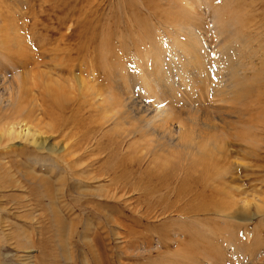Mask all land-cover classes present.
Returning a JSON list of instances; mask_svg holds the SVG:
<instances>
[{"label":"rangeland","instance_id":"obj_1","mask_svg":"<svg viewBox=\"0 0 264 264\" xmlns=\"http://www.w3.org/2000/svg\"><path fill=\"white\" fill-rule=\"evenodd\" d=\"M201 47L230 57L244 101L177 71ZM7 49L41 62L71 122L48 140L59 153L27 136L0 158L37 176L0 189V264H264V0H0ZM171 100L182 117L151 122ZM179 123L205 130L187 143Z\"/></svg>","mask_w":264,"mask_h":264},{"label":"bare ground","instance_id":"obj_2","mask_svg":"<svg viewBox=\"0 0 264 264\" xmlns=\"http://www.w3.org/2000/svg\"><path fill=\"white\" fill-rule=\"evenodd\" d=\"M195 44L198 45L197 43ZM193 46L195 45L190 44L191 49L194 48ZM220 50L218 52L211 51L209 54L207 51L204 52V50L202 52V47L195 52L188 51V54L190 53L189 54L190 57L188 55V58H184L179 62L180 70L177 71L181 74L180 71L183 72L187 71L188 68L191 67L190 71L194 73L192 79L195 82L200 83L202 85H204L207 82H210L218 92L217 94L219 96L218 99L219 101H224V102L226 100H231V101L237 100L239 102L244 101L247 93H249L250 91V89L248 91H243V88H245L244 82L246 79L245 77H239L238 75L239 71L233 67L232 62L229 59L230 57H228L227 55L223 56L222 53L223 50L221 51ZM27 55L28 54H26L25 51H16L13 53L11 49H7L6 53H0V62L4 60L5 63L11 65V67L13 68L12 75L10 77L0 72V98H2L0 100V158L5 154L11 152L12 148L6 150V148L10 146V144H12L14 141L16 142L18 139H26L27 136H29L28 139L31 140V143L35 149L46 150L49 153H59L56 147L57 143L49 141L50 142L49 144L48 140L50 139V137L54 136L53 135L54 133L56 132L60 133V130L62 129L64 130V128L71 122V120H69L70 116L68 115L69 117H67L63 111V108L65 109V104L67 101V100L65 101L64 99L66 97L63 93V90L62 89L58 90L57 88H55L54 85L57 84L51 79L49 75L50 73L48 74L47 70L44 71L40 68L41 62L38 59H36L34 56L33 57L28 56L29 57L28 59L30 60L29 61L24 58ZM6 83L8 84L7 86ZM155 83L157 84V81H155ZM33 87L36 88V93L32 92ZM156 87L158 88L159 91H161L158 85H156ZM202 88L203 87H201L200 92L204 93ZM172 91H175V89H172ZM154 92L157 93L156 91ZM94 94L98 95L97 90L94 91L92 96H90V99H94ZM161 94H163L165 98L168 95V93H165L164 91ZM119 95L120 97H124L123 94L119 93ZM204 95H206V93ZM176 97H178L177 93L172 94L173 99H176ZM109 101L111 106H115V102H117L118 100L116 101L114 99H110ZM102 103H103L102 105L107 104L106 99H103ZM161 106L162 107L159 110L152 109V113L153 112L155 113L149 119L151 120V122L154 123L160 121L161 123L160 125L162 124L166 125L170 121L172 122V120L176 115H179L180 117V115L182 114L181 113L182 110L181 109L179 110L176 107V104L174 103L173 100H171L169 103H163L161 104ZM154 107L157 106L154 105ZM111 108L114 110V107ZM207 112L208 111H204L203 116H206L205 114H207ZM190 116H191V120L196 121L197 119L196 114L191 113ZM45 119H48L49 122L48 123L47 121L44 122ZM209 121H211L210 118H207L206 120L205 119L203 120V123L208 124ZM78 123L80 124V122ZM177 125L178 126H176V129L177 128L179 129L178 133L181 132V134H178V137L185 139L187 143H192V141L200 137L198 131L204 132L205 130L204 128L200 127L199 129H197L198 131H196L195 133V128L192 126L186 128V126H184L186 125L185 123H179ZM210 126L211 125L208 124V127L210 129H213ZM167 133L171 134L172 132L171 130H169ZM52 139L53 137L50 140ZM67 141H71V139ZM67 141H65V143ZM77 143L72 141L71 144L76 147L73 150L69 149L70 148L69 144L63 145L62 147L63 156L62 157L59 156L60 159H63L66 163L76 162V160H80L81 151L78 149H80L81 146L83 145L76 146ZM226 151H223L222 153L225 152L224 153L225 155ZM209 164H211L214 167V169L218 170L219 162L214 161L213 163H209ZM13 169L16 172H18L21 176L25 177L27 180L33 181L37 178L34 172L35 167L34 169L31 170L27 167V165L18 163L17 160H13V161L11 160L9 161V163L6 162L3 163L1 161L0 189L16 187V182H18V179H16V177L14 176L15 172L13 173L12 171ZM214 173H216L215 180L219 181L221 179L222 174L218 171ZM39 180L43 184V177L39 178ZM37 183L40 184L39 182ZM217 209H218L217 205H214V207H212V210L214 211H217ZM206 210L210 211L209 207H206Z\"/></svg>","mask_w":264,"mask_h":264}]
</instances>
